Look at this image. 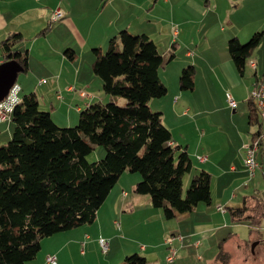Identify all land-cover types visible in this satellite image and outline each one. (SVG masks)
<instances>
[{"label":"crops","instance_id":"1","mask_svg":"<svg viewBox=\"0 0 264 264\" xmlns=\"http://www.w3.org/2000/svg\"><path fill=\"white\" fill-rule=\"evenodd\" d=\"M56 7L64 15L52 21L51 13ZM263 28L264 0H0V42L19 33L21 39L11 48L26 52L27 56L26 68L18 72L15 81L20 89L18 95L34 93L39 109L48 111L60 125L74 124L81 110L102 107L109 101L121 104L118 96L102 90L101 78L92 71L94 47L106 48L109 39L121 30L146 34L162 52L173 43V58L159 69L166 92L150 99L148 104L161 113L163 124L170 130V143L179 145L194 159L190 174L200 169L207 171L210 190L214 180L221 190L219 194L211 191L210 203L200 202L193 211L177 214L174 226L166 228L162 211L152 206L150 197L133 192L140 174L123 171L98 208L94 221L86 227H74L41 239V249L45 244L49 246L37 253L34 264H50L45 259L48 254L55 255V264H69L74 255L86 256L97 246L99 237L109 239L105 257L114 250L113 240L117 239L123 248L120 255L103 264H115L122 252L127 254L129 250L144 255L147 264H166L168 248L164 240L170 233L183 235L181 241L174 243L173 263L186 264L185 249L192 246L198 251L201 247L199 233L211 228L226 230L230 223L245 224L251 234L239 244L243 250L246 244L251 246L254 242L251 253H257L259 247L264 251V216L256 229L245 222L232 221L226 210L228 206L241 205L250 195L264 199V145L256 152L259 167L252 176L244 164L242 149L252 135L248 93L254 81L264 75ZM262 29L260 41L239 72L228 52L227 41L235 37L243 43ZM88 42L91 50L84 52ZM51 43H57L56 51ZM74 45L78 46L72 49L71 58L62 52ZM4 60L8 59L0 46V62ZM188 65L195 69L193 85L191 89H182L178 77ZM225 91L234 99V106L228 104L227 96L223 97ZM0 123L8 125L7 120ZM252 202L253 197L248 198L247 203ZM217 204L225 210H218ZM133 216L140 219L132 222ZM203 224L211 227L205 228ZM132 229H137L140 236L146 231L149 234L147 239L136 237L129 247L122 239ZM231 236L229 233L228 237ZM223 238L222 248L228 241L227 236ZM213 246L208 264L219 251V246L216 251ZM197 258L204 257L198 254Z\"/></svg>","mask_w":264,"mask_h":264},{"label":"trees","instance_id":"2","mask_svg":"<svg viewBox=\"0 0 264 264\" xmlns=\"http://www.w3.org/2000/svg\"><path fill=\"white\" fill-rule=\"evenodd\" d=\"M263 29L243 43L235 37L227 41L239 72ZM19 39L21 35L15 33L1 40L0 46L4 58L17 60L24 70L26 52L11 48ZM92 52L91 68L101 78L102 90L124 97L128 103L109 101L102 107L81 110L76 124L61 127L48 111L39 109L34 93L20 97L11 112V138L0 144V264H27L37 255L42 238L92 223L109 190L126 170L140 174L133 192L148 195L165 219L193 211L200 202L210 203V174L203 169L191 175L182 195L183 175L191 172L192 159L185 149L170 143V130L161 113L148 104L166 92L159 69L173 58V43L162 52L146 34L121 30L109 39L104 52L99 47ZM64 53L73 56L70 48ZM194 73L193 65L181 69L178 82L182 89L192 88ZM248 119L251 139L259 133L261 121L249 93ZM98 145L104 148V156L88 161L86 155ZM248 198L226 210L232 221L258 227L264 216V199L256 195ZM224 210L223 206L220 211ZM177 234L180 240L166 242ZM182 239V234L170 233L164 240L168 252ZM223 240L211 264L228 262L230 252L222 248ZM108 248L101 251L106 253ZM147 263L144 255L133 252L120 264Z\"/></svg>","mask_w":264,"mask_h":264},{"label":"rangeland","instance_id":"3","mask_svg":"<svg viewBox=\"0 0 264 264\" xmlns=\"http://www.w3.org/2000/svg\"><path fill=\"white\" fill-rule=\"evenodd\" d=\"M51 46H54V47H52V50L56 51V47H58L57 43H51ZM77 46L78 45L69 46V47L67 46V48L75 49V48H77ZM67 48L63 49L62 52H64V50H66ZM87 48L91 50L90 42L87 43L86 48L84 49V52L87 51ZM105 50H106V48L104 47L101 51L104 52ZM62 52H60V54ZM32 54H33V57H35L36 50L32 51ZM52 55H53V52H52ZM82 56H85V54L83 53ZM10 88H9V90H10ZM179 88H180V86H179ZM9 90H8V93L5 95V97L2 100H5L7 98L8 94H9ZM226 93H229V92H226V91H225V93L223 92V94H224L223 97L227 96ZM217 96L220 97L219 95H217ZM118 98H120L119 103H121V104H117V105H124V104L128 103V100L126 98L121 97V96L120 97L118 96ZM151 110H154V109L152 108ZM7 121H8V125H5L4 123L3 124L0 123V144H2V145H5L9 141V139L11 138V136L9 135V131H10L9 126L11 127V124H10L9 120H7ZM76 123H77V121L74 124H76ZM74 124H72V125H74ZM57 125H59L61 127L62 126H69V125H60V124H57ZM104 152H105L104 148L101 145H98V146H95L86 155V158L88 161L99 160L104 156ZM198 157L200 159V156H198ZM191 159H192V157H191ZM203 159H200V160H203ZM192 160L194 162V159H192ZM191 175L192 174H190L189 172L185 173L183 175V179H182V195L183 196L185 195V190L190 183ZM211 191L214 193H217V194L221 193V190L216 185L215 180L212 182ZM139 219H140L139 217L133 216L132 222L134 220L137 222ZM164 220L167 222L166 228H168V227L174 226L176 218L164 219ZM228 222H229V219H228ZM85 224L86 225L82 224V226L81 225H79V226L80 227H86V226L90 225L91 223H89V224L85 223ZM202 226L205 228L211 227V226H208L207 224H203ZM263 227H264V224H263ZM77 228H78V226H77ZM259 228L260 227H258L256 229H259ZM211 229H204L201 233L198 234V236L201 238V247L199 248L198 251H196V249L192 246H189L188 248L185 249V251H186L185 253L188 254L185 258V259H187L186 264H208L207 260L212 257V250H210V249H212L211 246L215 245V246H213V251L214 250L216 251L217 247H218L217 243L221 242L220 241L221 238L226 237V236H227L228 241L223 246V249L228 250L230 252L229 253L230 254L229 259H228V262L226 264H264V251L261 250V247L257 248V253H251L250 244L245 247V250H243L242 246H239V244L242 243V241L245 242L246 239H248L251 235V234H249L247 226L245 224L230 223V228L226 229V230H224V229L211 230ZM126 233L127 234H125L123 236L122 242L124 244L128 245L129 247H131V245L133 244L132 242L136 239V237L147 239V236L149 234L146 231V233H143L142 236H140L137 229L136 230L135 229L129 230ZM229 233L232 234L231 237H228ZM45 246L48 247L49 245L45 244V245H43V247L41 249V241H40V248H39L37 253L41 252L42 250H45ZM112 246L114 247V250L110 251L109 255L107 257H105V254L107 252L103 253L101 251L98 240H97V246L92 248L91 251H88L86 256L79 255V257H78V256L74 255V257L71 258V260L69 261V264H103L104 262H106L110 258H116V254L120 255V250H123L122 246L119 244L117 239L112 241ZM81 249H82V246H81ZM122 253H123L122 256H120L121 257L120 261L116 262L115 264H120L126 255H129L133 252H130V250H129V251H127V254H124V252H122ZM198 254L202 255L204 258L202 260L198 259L197 258ZM36 256L34 259L30 260L27 264L37 263V257ZM160 258L162 261V256H160ZM165 258H166V256H165ZM164 262L166 264H181L180 261H176L175 263H173V262L168 263L165 260Z\"/></svg>","mask_w":264,"mask_h":264},{"label":"built area","instance_id":"4","mask_svg":"<svg viewBox=\"0 0 264 264\" xmlns=\"http://www.w3.org/2000/svg\"><path fill=\"white\" fill-rule=\"evenodd\" d=\"M64 15V12L61 8L56 7L52 13H51V20H57L59 18H61ZM14 85H17L16 83H14L10 90H9V94L7 96V98L5 100H0V104H5V105H11L12 104V99H11V89L13 88ZM249 97L250 98H258L260 101V109H261V127H260V131H259V142L257 147H250V139L246 142H244L242 144V148H243V152H244V164L249 172L250 175H253L256 168L258 167V163L255 159V152L258 150L260 145H264V75L255 80L252 87L250 88L249 91ZM227 101L228 104L230 106H234L235 105V101L232 98V96L230 94H227ZM12 112V111H11ZM11 112H8L6 108H0V122L1 121H5V120H10L11 117ZM202 159V158H201ZM217 209L219 210H223V205L218 204L216 205ZM173 239H181V235L177 234L175 236H171L170 238H167V241L169 244L173 241ZM98 243L100 246V249L105 252L108 248V241L106 238L104 237H99L98 239ZM198 244V243H196ZM175 249L171 248L170 251L168 252V254L166 255V262L171 263L173 262L174 258H175ZM46 260L47 262H49L50 264H55L56 263V257L54 254H48L46 256Z\"/></svg>","mask_w":264,"mask_h":264},{"label":"water","instance_id":"5","mask_svg":"<svg viewBox=\"0 0 264 264\" xmlns=\"http://www.w3.org/2000/svg\"><path fill=\"white\" fill-rule=\"evenodd\" d=\"M23 67L15 59H8L0 62V100L8 93L9 88L16 81L18 72L22 71ZM254 242L251 243V251L253 250Z\"/></svg>","mask_w":264,"mask_h":264},{"label":"clouds","instance_id":"6","mask_svg":"<svg viewBox=\"0 0 264 264\" xmlns=\"http://www.w3.org/2000/svg\"><path fill=\"white\" fill-rule=\"evenodd\" d=\"M19 90H20L19 85H14L13 88L11 89L12 104L11 105L0 104V108H6L8 112L13 111L14 106L21 102L20 97L18 95Z\"/></svg>","mask_w":264,"mask_h":264},{"label":"bare ground","instance_id":"7","mask_svg":"<svg viewBox=\"0 0 264 264\" xmlns=\"http://www.w3.org/2000/svg\"><path fill=\"white\" fill-rule=\"evenodd\" d=\"M253 60H251L252 62ZM251 100H253L256 108H257V111L259 113V116H260V121H261V109H260V101L258 98H251ZM258 142H259V134H257L256 136H253L251 139H250V147H257L258 145Z\"/></svg>","mask_w":264,"mask_h":264}]
</instances>
